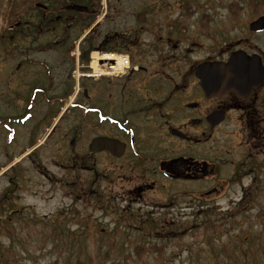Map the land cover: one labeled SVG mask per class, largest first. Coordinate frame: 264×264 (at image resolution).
Here are the masks:
<instances>
[{
    "label": "rangeland",
    "instance_id": "374dc122",
    "mask_svg": "<svg viewBox=\"0 0 264 264\" xmlns=\"http://www.w3.org/2000/svg\"><path fill=\"white\" fill-rule=\"evenodd\" d=\"M101 1H103L102 5ZM156 1L157 0H100L99 13L103 14L105 11L107 13L102 19L101 24L92 30V32H94L93 36L96 38V47L94 46L92 49H98V34H101L104 29L109 27L114 28L118 20L123 17L122 12L129 13L132 11H140L144 7L153 6ZM171 1L173 2H171L170 10L179 12L181 0ZM212 1L218 5L216 9L212 10V12H227L224 4L228 1L230 2V0ZM4 2L5 0H0V6H3L2 3ZM104 4L107 6L103 7ZM32 14L34 15L32 17L34 18L35 12L33 11ZM250 16L252 18L254 15L250 13ZM216 17H224V15H217ZM4 31V25L1 21L0 32ZM83 33L84 32H81L76 36L74 35L73 39H76ZM28 42V38L21 39L19 37L14 43L15 45L16 43H19L20 46H23L28 44ZM9 44L11 45V42L6 39L1 41L0 49ZM88 45L89 44H87V46ZM202 53L203 52H200L195 55V58H201ZM48 55L47 58H49ZM59 55L57 59L61 67L58 68V81L55 82L62 81L60 69L65 71L66 76L68 72L67 64L63 63L60 58L62 57L61 53ZM33 56L39 59L46 58L44 55L43 58L42 55L37 53ZM20 59L21 58L18 60ZM12 60H14L12 57L5 55L0 51V112H3L4 110L7 111L9 108V92L16 91L13 90L16 85L19 91H22L23 88L25 89L24 83L28 78V75L15 78L12 82V88L9 91L6 80V70L8 65H12L8 64V62H11ZM123 81L124 80L121 78H113L110 79L108 83L107 81H103L106 82V84H102L100 87L102 89L105 88V92H102V96L106 97L107 103L108 105L111 104V107L115 104V85ZM96 85H98V83ZM56 90H61L60 85L57 86ZM98 91L99 90H97V92ZM13 100L14 101L12 102H15V105H20L15 98ZM40 105L38 106V109L40 110L35 113L33 119H28L25 125H23L24 123H20L19 128L16 129V140L13 142L7 141L9 132L4 125L0 123V199L3 197L2 194L5 192V189L9 187V179L14 178L16 183L21 184V187H19L17 193L11 195L16 201L14 202L12 197V205L9 210L21 209L20 212L22 218L25 217L26 220H28L31 219V217H35L37 223L41 225V230H39L38 234H34L33 227H29L26 230L21 231L24 240L19 238V234H16L14 240H11V238H8L9 236L4 230L5 226L1 224V221H4L5 219L3 217L8 216L11 213H9L7 209H0V240L4 246L10 245L12 248L11 250L9 249V261L20 260L19 264H75L78 259H84L85 262L89 264H98L103 260L128 261L129 264H197L198 262H200V264H264V215L260 217L258 212L260 208H264V189H257V193H250V200L252 201L253 209L252 211H248L246 218L240 219L241 221L249 220L250 222L248 224L245 222L244 226H238V228L227 226V234H224L223 236L222 231L219 239L217 237L214 241L212 240L216 249L214 253L208 251L209 243H205L207 240L202 237H191L188 235V232H186L184 235V241L191 242L189 243L191 245L187 248L184 246L167 247V249L164 250L167 252H165L166 255L163 262L159 260V257L157 259L158 252L155 249L140 250L139 253L137 252V245L149 246L151 242L154 243L159 241L155 240V238H158L155 237V231H167L170 229V225L164 223V218L169 220L170 223L177 224L176 231H173V233H178L179 225H182L187 229L194 224H200L206 214L202 211L212 209L214 213H212L211 219H217L218 216L216 213L226 210L227 207L229 208L232 206L234 210H238V200L242 195L240 186H237L232 193L226 197L218 198L217 200L216 197H214L213 199L215 202L213 200L208 202V204L211 205H206L204 208H198V202L190 201L187 198L178 197L179 195H176L178 191L190 190L188 188L195 189L197 188L196 185L188 184L183 186L182 182L179 184H169V182L163 181L161 177L154 178L153 176L140 179L136 169L127 167V161L122 162L124 165L123 168L120 161L116 162V160L106 156L100 158L97 164L98 171L102 170L105 176L102 179H99L93 187L94 189H101V194L103 197L105 196L106 201L104 203H102V200L96 202V195L92 192L93 199L90 206H85L83 200L71 204V196L69 195V190H71V188L69 187L67 176L68 173L72 174L71 172L73 171L67 170L66 158L69 148L68 140L64 136L67 135L64 133L65 131L67 132L65 129L69 123L68 116H65L59 122L58 125L60 126L58 127V133L56 134L57 139L55 141L51 139V141L46 143L45 146L38 148L39 150L36 149L32 156L23 157L19 163L7 169L6 167L8 166L11 157L8 156L5 151V146L8 147L6 150L10 151V153L13 151L16 152V156L21 154V152L18 153L21 147V149H23L22 151L30 148L28 146L35 141L36 137H34L33 140H31L32 138L29 140L28 127L41 119L44 113L43 109L47 108L42 107V103ZM56 112L53 116H55ZM9 114L11 113L9 112ZM45 122H49V118H46ZM134 123L142 124L146 122L144 119H138L135 117ZM40 127L42 128L43 125ZM40 127L37 128L40 129ZM12 129H14V127H12ZM87 132H89V129H87ZM92 134L90 133V135ZM221 134L222 133H219V135ZM43 137L41 136L40 140H43ZM238 137V135L232 136V138ZM61 141L63 142L62 145H60ZM76 150L80 152L78 149ZM262 159L264 158L261 157L259 160ZM128 169H131L132 171H129ZM152 179L157 181V190H147L146 192L141 193L135 190L142 182L145 181L148 183L151 182ZM244 183L247 187L251 184V180L244 179ZM261 184H264V180H261ZM253 191H256V189ZM174 194L176 196H174ZM129 196H131L132 199ZM126 198H128L127 201H125ZM2 203L3 202H0V204ZM243 204L247 203L243 201ZM4 205L7 207L6 202ZM100 205L102 207H100ZM147 212H150L151 214L147 216ZM161 213H163V215ZM160 216H162L161 220L154 219L156 223L155 229L152 228L149 231L147 228H143V223H141L142 219L146 217ZM85 217H88V219H85ZM60 218L63 221H67L65 225H70V229H76L79 231V236L88 238H79L80 242L76 243L66 237V234L68 233L67 231H65V235H60L61 231L57 230L54 232L56 233V236H53L52 239L47 231H50V226L59 221ZM115 219L118 221L120 220L121 222L119 225L120 227L118 228L119 231L117 232V238L115 239L116 242H108V240L103 239L102 234L98 229L108 226L107 228L111 231L119 224ZM69 221H77L80 227L75 225L74 222ZM82 221H85L84 227ZM13 222L16 223L18 220L13 219ZM20 222L21 221H19V223ZM24 224L32 226L30 224L34 223L27 221V223ZM124 225L130 227V230L137 228L139 231H131V237H127L123 230ZM173 227L174 225H172V228ZM80 229L85 230L88 235H86L85 231H80ZM243 230L245 231L243 232ZM30 231L33 237L28 239V233ZM54 233L52 235H54ZM242 233H247L248 238L244 239V235L240 236ZM85 241H88V243H85ZM126 241H130V243H126ZM217 244H221V246L217 247ZM173 250L177 253H173Z\"/></svg>",
    "mask_w": 264,
    "mask_h": 264
},
{
    "label": "flooded vegetation",
    "instance_id": "af4514ba",
    "mask_svg": "<svg viewBox=\"0 0 264 264\" xmlns=\"http://www.w3.org/2000/svg\"><path fill=\"white\" fill-rule=\"evenodd\" d=\"M52 3L53 0H46L39 6L42 9L37 17L39 33H53L59 24L65 32L71 24L67 21L73 19V15L58 13ZM167 5L165 2V7ZM217 15H226L224 21H220ZM241 15H245L244 11L133 12L130 18L121 19L116 41L120 45L121 41L130 42L132 54L137 57V68L126 75V82L120 85L121 93L131 101V105L120 113L136 112L139 115L151 114L152 117L159 113L163 116L158 122L115 125L116 136L126 142L121 159H131L132 163L136 160L140 179L162 175L196 185L206 182L211 184V193H220L225 190V184L233 188L234 183L244 176L255 178L259 164L264 168L263 159L259 160L264 158V80L245 96L231 91L220 97L207 98L198 79L191 75L195 73L192 69L200 62L227 60L238 49L258 52L264 57V46L260 47L258 41L251 43L252 35H262L264 31L252 33L248 30L246 34L249 17L242 19ZM237 25H242L239 31L244 33L236 37L233 34ZM57 47V39L54 43L36 46L40 52L55 51ZM200 52H203L202 57L195 58ZM50 63L28 62L24 69L30 68L29 74H34L35 80L48 81L58 68L56 61ZM186 68L190 69V74ZM49 82H41L44 85H38L35 94H48L44 87ZM188 82H193V91H187ZM222 108L225 109L224 119L219 124H212L207 116ZM173 112L181 115L178 121L165 117ZM99 127L100 132H106L105 122ZM173 128L182 133H174ZM70 130L73 133V152L84 134L83 129L75 124ZM234 135L239 137L232 138ZM85 136L87 139L79 146L83 151L82 157L70 155L72 170L78 162H83V167L88 170L91 168L92 155L85 152L90 134ZM100 153L105 155L109 152L104 150ZM178 158L180 160L172 161ZM228 169L231 172L226 174ZM145 186L144 181L137 187L143 191Z\"/></svg>",
    "mask_w": 264,
    "mask_h": 264
},
{
    "label": "water",
    "instance_id": "95a60500",
    "mask_svg": "<svg viewBox=\"0 0 264 264\" xmlns=\"http://www.w3.org/2000/svg\"><path fill=\"white\" fill-rule=\"evenodd\" d=\"M70 7L75 9L85 8L77 4ZM251 27L255 29L264 28V15L252 22ZM197 74L202 79V86L208 95L222 94L230 89L238 92L243 88L249 89L264 77L259 71L256 56L249 57L238 52L233 54L226 63L202 64L199 66ZM216 114L218 115V113ZM105 148L115 155H120L123 145L116 138L108 136L94 138L91 149L101 150Z\"/></svg>",
    "mask_w": 264,
    "mask_h": 264
},
{
    "label": "trees",
    "instance_id": "16d2710c",
    "mask_svg": "<svg viewBox=\"0 0 264 264\" xmlns=\"http://www.w3.org/2000/svg\"><path fill=\"white\" fill-rule=\"evenodd\" d=\"M35 0H6L4 3H2V5L4 6L5 8V16L3 17L4 20H6V17L13 20L15 19L16 17H20V15L24 12H26L33 4ZM93 1V0H91ZM0 14H1V9H0ZM94 42L93 41H90V44L88 46V48H91L93 46ZM262 215H264V212H260L259 213V216L261 217ZM62 228H65V227H61L59 228V230L62 231V233H60V235H65L66 233L64 232V230ZM13 230V228L11 229ZM198 229H195L193 234H198L197 232ZM216 230V226L213 223H206L203 227V231H201V234H203V236H206V237H210L211 235L214 234V231ZM53 233H50V235H52ZM66 237H68L70 239V235L69 234H66ZM75 239V238H74ZM73 241H75L76 243H79V241L77 239H75ZM75 246V245H73ZM55 249V247H54ZM9 248L8 246L6 247H2L0 249V263H2L1 261L5 259V261L8 260V255H9ZM6 254V256H5ZM7 257V258H6ZM3 263L5 264H11V263H17V260L15 261H7V262H4ZM77 264H89L81 259H78L77 260ZM99 264H129L128 261H111V262H108L107 260H103L101 262H99Z\"/></svg>",
    "mask_w": 264,
    "mask_h": 264
}]
</instances>
